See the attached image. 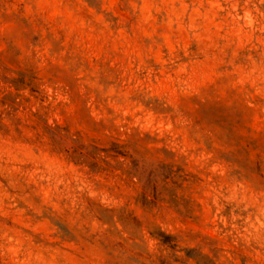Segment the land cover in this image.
<instances>
[{"label":"rangeland","instance_id":"obj_1","mask_svg":"<svg viewBox=\"0 0 264 264\" xmlns=\"http://www.w3.org/2000/svg\"><path fill=\"white\" fill-rule=\"evenodd\" d=\"M0 264H264V0H0Z\"/></svg>","mask_w":264,"mask_h":264},{"label":"trees","instance_id":"obj_2","mask_svg":"<svg viewBox=\"0 0 264 264\" xmlns=\"http://www.w3.org/2000/svg\"><path fill=\"white\" fill-rule=\"evenodd\" d=\"M118 146V145H117ZM123 146H120V151L117 152V154H119L120 156H127V153L125 151L122 150ZM83 151L80 150V153H82ZM135 170V175L134 177H138L139 179L143 176H145L146 174V169L144 167H140L138 169H134ZM155 173V170L152 169L150 174H151V177L154 175ZM157 236L164 242V243H170L173 239V237L163 231H159V233H157Z\"/></svg>","mask_w":264,"mask_h":264}]
</instances>
